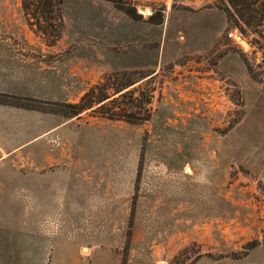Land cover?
Instances as JSON below:
<instances>
[{
  "label": "rangeland",
  "instance_id": "374dc122",
  "mask_svg": "<svg viewBox=\"0 0 264 264\" xmlns=\"http://www.w3.org/2000/svg\"><path fill=\"white\" fill-rule=\"evenodd\" d=\"M127 2L0 0V264H264V27Z\"/></svg>",
  "mask_w": 264,
  "mask_h": 264
},
{
  "label": "trees",
  "instance_id": "16d2710c",
  "mask_svg": "<svg viewBox=\"0 0 264 264\" xmlns=\"http://www.w3.org/2000/svg\"><path fill=\"white\" fill-rule=\"evenodd\" d=\"M109 1L132 18L141 17V15L137 13L136 7L132 5V3L127 2V0ZM225 1L227 5L220 3L218 7L226 13L229 22H232L240 31H244V26H246L254 32L261 33L260 28L264 27V0ZM63 2L64 0H21L22 9L27 17L26 21L31 28L36 27V29L41 31L44 35H51L53 32L50 30H54V35H51L53 37L50 39L52 43L61 35V32L53 29L51 15L53 14L54 8L58 5H62ZM149 19L157 23L162 22V17L155 21L154 16L151 15ZM60 21H62V18H60ZM248 71L250 73V68H248ZM88 95L89 94L86 93V95L81 98L80 102L76 104L67 105L72 108L68 116L77 115L91 106V104L84 102ZM104 98H106V96H103L100 101Z\"/></svg>",
  "mask_w": 264,
  "mask_h": 264
},
{
  "label": "crops",
  "instance_id": "0c3cea01",
  "mask_svg": "<svg viewBox=\"0 0 264 264\" xmlns=\"http://www.w3.org/2000/svg\"><path fill=\"white\" fill-rule=\"evenodd\" d=\"M8 156V149L0 142V163L7 158Z\"/></svg>",
  "mask_w": 264,
  "mask_h": 264
},
{
  "label": "water",
  "instance_id": "95a60500",
  "mask_svg": "<svg viewBox=\"0 0 264 264\" xmlns=\"http://www.w3.org/2000/svg\"><path fill=\"white\" fill-rule=\"evenodd\" d=\"M140 10H141V11H143V8H141ZM243 43H244V44H247V42H246V41H243Z\"/></svg>",
  "mask_w": 264,
  "mask_h": 264
},
{
  "label": "bare ground",
  "instance_id": "6f19581e",
  "mask_svg": "<svg viewBox=\"0 0 264 264\" xmlns=\"http://www.w3.org/2000/svg\"><path fill=\"white\" fill-rule=\"evenodd\" d=\"M145 11H148L147 9L143 8V12L146 13Z\"/></svg>",
  "mask_w": 264,
  "mask_h": 264
}]
</instances>
